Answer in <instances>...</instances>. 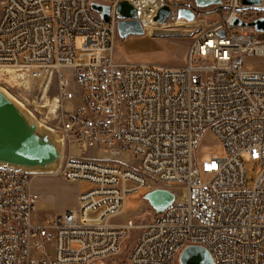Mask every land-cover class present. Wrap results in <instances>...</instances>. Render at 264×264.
Wrapping results in <instances>:
<instances>
[{"label":"built area","instance_id":"obj_1","mask_svg":"<svg viewBox=\"0 0 264 264\" xmlns=\"http://www.w3.org/2000/svg\"><path fill=\"white\" fill-rule=\"evenodd\" d=\"M122 1L145 34L165 6L162 25L198 21L206 9L193 0L0 1V69L26 79L11 88L43 86L29 110L62 134L54 175L91 185L76 209L42 218L35 175L0 169V264H110L133 234L121 264H174L192 246L214 264H264V32L250 25L264 10L241 0L208 7L223 18L198 27L185 67L167 69L114 60ZM92 3L110 8L108 23ZM204 135L224 157L197 161ZM244 156L260 168L251 188ZM159 188L175 201L155 220L112 221L128 196Z\"/></svg>","mask_w":264,"mask_h":264},{"label":"rangeland","instance_id":"obj_2","mask_svg":"<svg viewBox=\"0 0 264 264\" xmlns=\"http://www.w3.org/2000/svg\"><path fill=\"white\" fill-rule=\"evenodd\" d=\"M213 9L214 8H206L202 10L203 13L201 15L203 16L200 17L198 21H195L194 25L188 27L187 30L191 32V36H167L157 38L144 34L130 35L124 39L119 38L114 46V60L119 63L147 64L167 69H181L185 67L189 48L192 43V35L198 31L196 29L206 28V25L217 22L224 16L225 10H221V13L215 15L213 14ZM155 29L156 31L168 30V27H159L158 25ZM257 62H259V59H248L246 61L249 67L250 65L254 66ZM11 81L15 82L18 86L23 85L25 88L27 86V81L23 76L16 75L9 70L0 69V88L6 90L18 101L23 103L26 108H33L31 107L32 102H37L35 97L42 92V90L40 91V83L31 85V87H28L29 89L22 87L16 89L8 85V82ZM41 87L43 88V86ZM55 94L56 89L53 87L49 96H54ZM92 154L93 152L89 155ZM224 156L225 152L223 147L216 139L209 138L207 135L202 137L197 150L198 162ZM242 161L246 169L247 186L251 188L260 172V168L246 156L242 158ZM90 188L91 185L87 182H66L57 175L35 174V179H33V189L40 196L38 209L42 218L46 215L60 214L67 210L76 209L78 195L88 191ZM146 193L147 191H142L127 197L124 211L119 218L120 222L130 218L137 224H145L157 218L158 215L144 199ZM134 237L135 235L133 234L131 238L126 241V249L123 251L122 255L115 259L114 262L108 263L121 264L122 262H126ZM174 264H179V261H175Z\"/></svg>","mask_w":264,"mask_h":264},{"label":"water","instance_id":"obj_3","mask_svg":"<svg viewBox=\"0 0 264 264\" xmlns=\"http://www.w3.org/2000/svg\"><path fill=\"white\" fill-rule=\"evenodd\" d=\"M191 1V0H181ZM200 7L218 6L222 0H193ZM264 0H241L243 9L259 8ZM91 8L99 13L101 19L108 23L111 10L109 7L92 3ZM119 18L117 25L121 39L130 35H144L139 21L135 19V10L127 1H122L116 8ZM170 11L163 7L155 18L162 25ZM178 17L187 21L193 20L189 10L179 9ZM232 26L244 25L234 19ZM257 31L264 32V19L252 22ZM152 37L191 36V32L152 30L147 33ZM220 36L224 33L221 31ZM63 152L62 134L41 124L26 106L6 90L0 88V169L24 172L36 175H54L58 172ZM144 199L157 215L171 206L175 197L167 189L159 188L147 192ZM179 264H214L209 253L201 247H187L179 255Z\"/></svg>","mask_w":264,"mask_h":264},{"label":"bare ground","instance_id":"obj_4","mask_svg":"<svg viewBox=\"0 0 264 264\" xmlns=\"http://www.w3.org/2000/svg\"><path fill=\"white\" fill-rule=\"evenodd\" d=\"M152 3H153V0L145 1V4H147V5H150ZM194 23L195 22H187V23L176 22V23H173L171 25H161L159 27H168V30H177V31H186V32L188 31V32H190L187 29H188L189 26L194 25ZM155 27H157V25L154 22V20L149 19V21L144 22V28H145L146 32H149V31H152V30L155 31L156 30ZM196 30H198V29H196Z\"/></svg>","mask_w":264,"mask_h":264},{"label":"crops","instance_id":"obj_5","mask_svg":"<svg viewBox=\"0 0 264 264\" xmlns=\"http://www.w3.org/2000/svg\"><path fill=\"white\" fill-rule=\"evenodd\" d=\"M0 1H1V0H0ZM157 38H158V37H157ZM120 217H121V216H119V217H115V218L112 219V221H113L114 223H123L124 221H121V222L119 221V218H120ZM126 220H127V219H126ZM126 220H125V221H126Z\"/></svg>","mask_w":264,"mask_h":264}]
</instances>
